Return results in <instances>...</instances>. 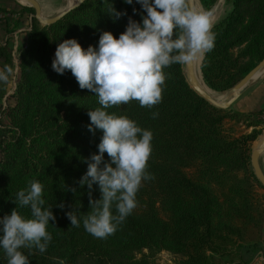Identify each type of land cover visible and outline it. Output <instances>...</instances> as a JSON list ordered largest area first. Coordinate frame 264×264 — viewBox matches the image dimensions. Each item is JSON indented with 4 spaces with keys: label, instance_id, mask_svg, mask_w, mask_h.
<instances>
[{
    "label": "trees",
    "instance_id": "1",
    "mask_svg": "<svg viewBox=\"0 0 264 264\" xmlns=\"http://www.w3.org/2000/svg\"><path fill=\"white\" fill-rule=\"evenodd\" d=\"M224 3L200 65L215 92L264 57V0ZM189 17L187 0H85L49 25L31 17L2 107L20 18L5 30L0 264H155L162 252L248 264L264 222L250 165L263 109L219 108L191 89Z\"/></svg>",
    "mask_w": 264,
    "mask_h": 264
},
{
    "label": "water",
    "instance_id": "2",
    "mask_svg": "<svg viewBox=\"0 0 264 264\" xmlns=\"http://www.w3.org/2000/svg\"><path fill=\"white\" fill-rule=\"evenodd\" d=\"M21 1L27 3L29 7L33 8L34 10V13L32 15L33 18L36 19L40 25L45 26L55 22L69 9L79 5L85 0H74L73 3L68 4L65 8H63L61 11H59L56 15L52 17H43L41 15L40 5L37 2V0H21ZM193 1L194 0H187L189 13H190L187 32L192 31V37L187 49L185 50V53L181 55L182 70L188 85L200 97H202L204 100H206L209 104L213 106L227 109L234 102V100L237 99L242 94L245 88L258 77L256 75L257 72L262 68H264V57L257 63V65L254 68H252L246 75H244L237 83H235L232 87H230L224 92L223 99L225 100H222L221 98L217 99L215 96H213V93L216 92L211 90L204 83L206 89L208 90L207 92V90L201 87L195 76V58L201 46H203L202 49L204 53V48L207 42V37L211 26L208 29H206L205 24L203 22V16H202L203 13L200 16L194 12ZM204 13H208V11H205ZM203 53L199 61V69L203 59ZM263 152H264V130L261 134V138L257 141L254 147L251 148V154H250V165L253 174L256 180L258 181L259 185L264 189V173L259 163L260 156L263 154Z\"/></svg>",
    "mask_w": 264,
    "mask_h": 264
},
{
    "label": "rangeland",
    "instance_id": "3",
    "mask_svg": "<svg viewBox=\"0 0 264 264\" xmlns=\"http://www.w3.org/2000/svg\"><path fill=\"white\" fill-rule=\"evenodd\" d=\"M72 1H74V0L68 1V4H71ZM224 1L225 0H217L215 6H216V9H217L218 12H220L221 10L227 9V6L225 5ZM37 2L40 5L41 15L43 17H52V16H54L67 5V0H37ZM17 3L19 5V8L17 10H20L22 6H28L27 3H25V2H23L21 0H17ZM215 6L212 7L210 11L215 9ZM0 7H2V6H0ZM10 11H14V10L10 9L9 12H1L0 11V41H2V42L8 36V35H6L5 30H7V28H12V24H13V21L15 19H19L20 18V28L27 29V31H28L29 28H30V19H31V17H33L32 15L34 13L33 8H32V14H29L27 12H24V13L21 12L18 15V14H15V13H11ZM210 11H208V12H210ZM20 28H18V29H20ZM16 31H14V32H16ZM13 33H11V35ZM20 37L21 36H19L18 44H15V42H11L10 40L12 38H9L10 39L9 43L12 46V55L15 54V56H17V53H18L19 49L21 48L20 43H22V39ZM191 37H192V31H188L186 36L184 37V42H183L185 47H187L189 45ZM185 50L186 49L183 50V44H182V54L185 53ZM14 73H15V63H14V68H13L11 74L6 76V78L8 79V83H7V90H6L5 97L3 98L2 103H1L2 107H5V105L7 103V100L9 99L8 101H10V99H11L9 95H10L11 90L14 89L15 78H16V75H17V73H15V74ZM259 73H261V71H259ZM225 91L216 92V93H218V94H216V96H219L218 98H221L222 100H225V99H223V94H224ZM2 118L5 120L4 116H2ZM261 119H262V124L259 127L260 133H259L258 137L256 138V140L252 143L251 147H254V145L257 143V141L261 138V134H262V132L264 130V112L261 115ZM249 129L251 130V128H248L247 130H245V132L246 133L250 132ZM257 190H258V193L261 195L263 203H264V189L261 187V188H257ZM247 253H248V251H247ZM250 256H253V254L248 253V256H245L244 258L246 259V258H248ZM173 262H174V257L172 255H170L169 253H167V252L160 253L154 259V263L155 264H173Z\"/></svg>",
    "mask_w": 264,
    "mask_h": 264
},
{
    "label": "crops",
    "instance_id": "4",
    "mask_svg": "<svg viewBox=\"0 0 264 264\" xmlns=\"http://www.w3.org/2000/svg\"><path fill=\"white\" fill-rule=\"evenodd\" d=\"M68 1H71V0H67V5H68ZM0 6L6 7L12 10H17L19 8L17 0H0ZM215 11H217L216 6H215ZM225 11L226 9L221 10L220 12L217 11V17L215 18L214 22L217 19H219L224 14ZM26 31L27 29H24V28L18 29L16 32H14L10 36V38H12L10 41L15 42V44H18L19 36H21L20 38L22 39V43H20V46L24 47L27 41ZM0 43H2V41H0ZM13 62L15 63V73H17V63H16L17 56H15V54H13ZM259 71L256 74L258 77L254 81H252L245 88L242 94L237 99H235L234 102L230 105L229 108L231 110L236 111V112L249 113V112H256L258 110L263 109V112H264V68L261 69V73H259ZM13 90H11L10 94L13 92ZM259 163L264 173V152L260 156ZM261 232H262V242L259 244L258 250L255 252V254L245 259L248 261V264H264V222H263ZM245 256H248L247 252H244V257Z\"/></svg>",
    "mask_w": 264,
    "mask_h": 264
},
{
    "label": "bare ground",
    "instance_id": "5",
    "mask_svg": "<svg viewBox=\"0 0 264 264\" xmlns=\"http://www.w3.org/2000/svg\"><path fill=\"white\" fill-rule=\"evenodd\" d=\"M73 2L74 1H72V3ZM193 6H194V12L197 15H200L201 16V14L203 13L202 14V16H203V22L205 24L206 29H208L213 24L215 18L217 17V11H215V9H213L212 11H210L208 13H204L205 10L200 6L198 0H194L193 1ZM183 42H184V40H183ZM187 47H185V45L183 43V50L184 49H187ZM202 48H203V46H201V48L199 49V52L197 53V56L195 58V76H196L199 84L201 85V87L204 88L205 90H207L206 87H205V84H204V82L202 80L201 73H200V69H199V61H200L201 55L203 53V49ZM207 92H208V90H207ZM216 94L217 93H213V96H215L218 99L219 96H216Z\"/></svg>",
    "mask_w": 264,
    "mask_h": 264
}]
</instances>
